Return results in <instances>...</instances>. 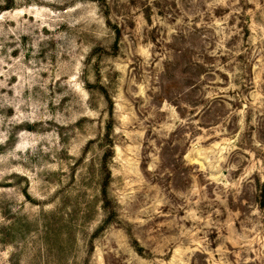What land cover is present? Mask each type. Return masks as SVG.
I'll use <instances>...</instances> for the list:
<instances>
[{"label": "rangeland", "instance_id": "1", "mask_svg": "<svg viewBox=\"0 0 264 264\" xmlns=\"http://www.w3.org/2000/svg\"><path fill=\"white\" fill-rule=\"evenodd\" d=\"M0 264H264V0H0Z\"/></svg>", "mask_w": 264, "mask_h": 264}, {"label": "trees", "instance_id": "2", "mask_svg": "<svg viewBox=\"0 0 264 264\" xmlns=\"http://www.w3.org/2000/svg\"><path fill=\"white\" fill-rule=\"evenodd\" d=\"M119 34H120L119 30H117V35L119 36ZM109 101H110V107H111V113H112L113 104L110 98H109ZM106 128H107V132L104 137V142L107 145V149L104 153V156L101 162L102 163L101 164L102 180H101V185H100L101 186L100 196H101V201H102V208L104 209L106 213L104 225H107L110 222H112L117 216L114 200L111 198L110 193H109V186H110L111 179H112V173L110 170L109 163H110L111 158L113 157V145H112V139H111V134H110L112 131L111 120L108 122ZM104 225H102V227Z\"/></svg>", "mask_w": 264, "mask_h": 264}]
</instances>
